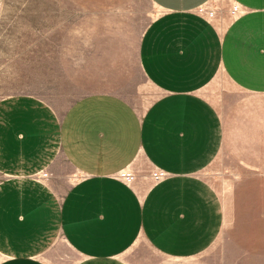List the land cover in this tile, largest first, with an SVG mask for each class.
Listing matches in <instances>:
<instances>
[{"label":"crops","instance_id":"1","mask_svg":"<svg viewBox=\"0 0 264 264\" xmlns=\"http://www.w3.org/2000/svg\"><path fill=\"white\" fill-rule=\"evenodd\" d=\"M149 1L138 63L158 95L143 112L107 90L62 112L0 100V264H132L139 242L199 257L225 222L203 172L219 158L264 170V0H229L225 28L201 14L210 0ZM217 79L231 88L215 101ZM140 161L159 176L145 191L119 177Z\"/></svg>","mask_w":264,"mask_h":264},{"label":"rangeland","instance_id":"2","mask_svg":"<svg viewBox=\"0 0 264 264\" xmlns=\"http://www.w3.org/2000/svg\"><path fill=\"white\" fill-rule=\"evenodd\" d=\"M234 7L210 0L200 12L225 28ZM158 13L149 0H0V100L29 94L62 112L83 94L107 90L143 112L158 94L140 70L138 45ZM230 88L217 79L204 94L218 101ZM127 171L142 191L156 179L145 161ZM202 175L224 205L217 243L175 262L139 242L128 254L130 263L264 264V170H238L219 158Z\"/></svg>","mask_w":264,"mask_h":264},{"label":"built area","instance_id":"3","mask_svg":"<svg viewBox=\"0 0 264 264\" xmlns=\"http://www.w3.org/2000/svg\"><path fill=\"white\" fill-rule=\"evenodd\" d=\"M236 12H237V8L234 7V13H236ZM234 13H233V14H234ZM119 177H120L121 179H123L124 181L129 182L131 175H130V173H129L127 170H125V171H123V172L119 175ZM158 177H159V176L156 175V178H158Z\"/></svg>","mask_w":264,"mask_h":264}]
</instances>
